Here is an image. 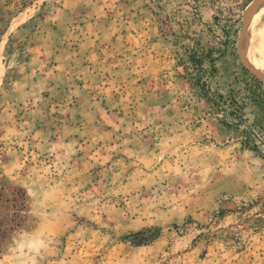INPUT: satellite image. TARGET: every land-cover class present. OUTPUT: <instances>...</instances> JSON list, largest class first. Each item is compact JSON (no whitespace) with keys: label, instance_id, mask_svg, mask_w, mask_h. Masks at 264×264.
I'll list each match as a JSON object with an SVG mask.
<instances>
[{"label":"rangeland","instance_id":"374dc122","mask_svg":"<svg viewBox=\"0 0 264 264\" xmlns=\"http://www.w3.org/2000/svg\"><path fill=\"white\" fill-rule=\"evenodd\" d=\"M254 1L0 0V264H264Z\"/></svg>","mask_w":264,"mask_h":264},{"label":"bare ground","instance_id":"6f19581e","mask_svg":"<svg viewBox=\"0 0 264 264\" xmlns=\"http://www.w3.org/2000/svg\"><path fill=\"white\" fill-rule=\"evenodd\" d=\"M244 39L247 47L264 68V0H255L248 5L245 13ZM249 66L256 70L250 64Z\"/></svg>","mask_w":264,"mask_h":264}]
</instances>
